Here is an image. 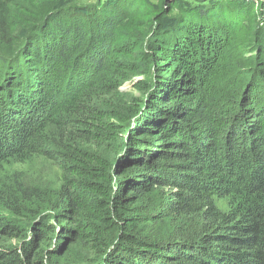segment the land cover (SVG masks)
I'll use <instances>...</instances> for the list:
<instances>
[{
    "label": "trees",
    "instance_id": "16d2710c",
    "mask_svg": "<svg viewBox=\"0 0 264 264\" xmlns=\"http://www.w3.org/2000/svg\"><path fill=\"white\" fill-rule=\"evenodd\" d=\"M234 1L184 0L165 27L162 7L142 94L120 105L138 41L117 25L149 10L60 5L19 34L0 0V169L43 155L61 173L54 197L1 184L0 213L25 224L0 264H78L74 245L90 264H264V35Z\"/></svg>",
    "mask_w": 264,
    "mask_h": 264
},
{
    "label": "rangeland",
    "instance_id": "374dc122",
    "mask_svg": "<svg viewBox=\"0 0 264 264\" xmlns=\"http://www.w3.org/2000/svg\"><path fill=\"white\" fill-rule=\"evenodd\" d=\"M66 1L67 2L65 4H58L59 0H15L18 8V15L8 17V21L18 22V33L21 34L23 30L30 27L40 18L38 15L48 12L55 6L62 5L61 7H68L78 4L80 7H83L84 10L87 8L89 11H101L108 10V7L111 6H115L114 9L120 8L124 2L127 7V2L130 0ZM183 1L184 0L177 1L175 5H172L171 1L169 0H137L139 10H149V14L144 13L143 15L134 18L130 17L129 15L125 18L124 15H121V21L117 25V42H125L132 38L137 40L138 43L131 55L119 56L123 60L130 62L134 70L129 74L130 77L120 86L119 91L113 95V99L116 100L118 104L121 105L122 103L127 102L132 96H140L142 94V90L138 87H134V85L137 81L145 79L148 75V73L146 75L145 71H143L145 68H140V54L143 52L144 41L150 34V23L152 22V25L153 23L157 24L154 21V18L160 13L162 7H166L167 12L164 13L165 15L160 21L161 26L165 27L172 23L174 19L173 16H175L181 8H184L182 5ZM235 1L246 2L247 0ZM250 5L252 6L251 2ZM118 12L120 11L118 10ZM252 12L254 13V26L258 31H260L261 35H264V20L262 19L260 9H252ZM46 147H48V145H46ZM17 174L22 180H24L26 184L40 187L47 198L54 197V193L59 188L61 182V173L57 163L53 160L46 159L43 155H34L20 163L11 162L8 165H3V167L0 169V187L3 183H6L7 185L14 184ZM216 201L219 208L226 209L227 205L225 199H217ZM0 216L2 217L0 220V248L10 245H18L20 239L16 237L19 235L14 233V229L18 228L19 230V228H23L25 222H19L16 219H12V217L8 216L6 213H0ZM196 222L200 221L197 219L192 220V223ZM176 223H178V220H174L172 224L175 225ZM168 225L169 221L163 223L160 228L165 229ZM84 254L87 256H84ZM90 254L88 252L86 253L83 248L74 245L69 249L66 259H71L73 262H78V264H90L88 261L84 263L82 262L85 260H90L91 257L94 258V255ZM77 257H79V259H73Z\"/></svg>",
    "mask_w": 264,
    "mask_h": 264
},
{
    "label": "built area",
    "instance_id": "2783aa9c",
    "mask_svg": "<svg viewBox=\"0 0 264 264\" xmlns=\"http://www.w3.org/2000/svg\"><path fill=\"white\" fill-rule=\"evenodd\" d=\"M246 2H251L254 10L260 9L262 19L264 20V0H247Z\"/></svg>",
    "mask_w": 264,
    "mask_h": 264
}]
</instances>
